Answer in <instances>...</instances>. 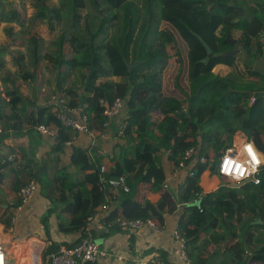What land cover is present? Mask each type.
<instances>
[{
    "label": "trees",
    "instance_id": "16d2710c",
    "mask_svg": "<svg viewBox=\"0 0 264 264\" xmlns=\"http://www.w3.org/2000/svg\"><path fill=\"white\" fill-rule=\"evenodd\" d=\"M33 1L34 13L27 19L21 17L17 7H11L0 17L5 23V44L0 55L5 52L11 55L14 68L9 70L0 56V137L32 135L39 125L53 128L56 135L51 152L56 160L69 147L68 167L79 173L92 170L83 181L77 182L71 180L66 167L49 177L45 162L27 161L25 169L33 166L27 180H35L52 204L42 221L62 207L71 217L58 215V231L81 234L88 218L103 212L101 206L105 202L98 188L97 171L103 145L92 146L90 154L73 142L66 146L74 133L61 125L55 109L78 110L86 104L81 114L87 116L88 129L96 133L104 131L108 122L101 101L111 105L121 98L124 100L121 116L126 126L111 147L109 173L114 177L127 174L132 161L144 165L141 173L132 172L128 176V195L117 192L122 219L161 218L169 196L151 204L136 195L137 185L147 183L155 192L162 190L165 175L161 157L176 168L187 149L198 147L197 154L208 158L207 163H193L191 175L184 177L179 192L186 220L179 222L176 230L186 241L187 257L190 264H203V260L204 264H247L244 255L255 241L253 232L264 230V162L257 185L248 182L220 186L204 193L200 176L204 171L217 176V159L230 147L237 131L255 146L264 161V74L252 69L254 59L261 53L259 39L264 37V0ZM89 1L100 3L102 9L92 11ZM25 24L27 29L44 26L53 38L45 57L51 55L56 63L46 62L44 67L55 76V90L41 105L21 92L22 82L35 79L41 47L29 44L25 54L9 50L22 43L16 37V26ZM162 24L171 27L187 46L188 92L181 90L185 109L177 98L166 97L162 91L164 71L171 58L179 55L174 34L161 29ZM34 33L32 30L31 34ZM198 37L209 46L210 55ZM234 50L235 56H222ZM91 63L95 68L92 73ZM127 65L136 66L129 71ZM74 71L79 80L72 77ZM29 106L35 111L29 116L30 128L24 130L22 116ZM157 113L161 116H155ZM212 153L213 163L209 164ZM14 160L12 164L17 159ZM2 176L0 194L3 191L16 194L25 183L14 169H8ZM18 200L15 206L20 205ZM116 213L105 221L113 222ZM258 218L262 224L251 225ZM5 225L8 227L9 221ZM24 247L26 260L17 264H38L39 246L30 241ZM46 255L47 251L42 259Z\"/></svg>",
    "mask_w": 264,
    "mask_h": 264
},
{
    "label": "crops",
    "instance_id": "0c3cea01",
    "mask_svg": "<svg viewBox=\"0 0 264 264\" xmlns=\"http://www.w3.org/2000/svg\"><path fill=\"white\" fill-rule=\"evenodd\" d=\"M9 70L12 71V69ZM162 91L166 97L172 96L177 98L174 94L167 92L164 81ZM44 103L45 102L38 104L41 105ZM34 111L35 108L29 106L23 113L22 127L24 130L30 128L29 116L32 115ZM159 115L160 113H157L155 116ZM122 119V116L115 118L104 131L96 132L92 138H89L87 135L79 134L73 141V144L80 145L82 148L86 149L88 154H90V148L92 146L96 144L103 145L101 149H106L108 151V159H102L101 163H106L110 170L112 166L109 160L112 157L111 147L119 140L117 136V125ZM53 143L52 138L42 136L38 133L32 135L24 134L17 138L10 136L9 138L2 139L0 137V161L13 156V160L17 159L14 164H12L13 160L8 161L7 164L0 169V175L2 177L0 182L3 181V173L7 172L8 169H14L20 173V176H22L25 183H27L28 177L26 176L31 173L30 169L33 167L25 169L26 163L30 159L41 164L45 162V173L46 176L49 177H51L57 169L63 167L67 168L72 181H83L86 175L92 173V170L79 173L68 167L70 164L69 147H67L66 153L58 154L56 160V156L51 152ZM132 162L131 170L126 174L128 176L132 172L141 173L144 168V165L140 161ZM161 163L165 175L163 183L168 186L167 188H163L162 184V190L155 192L152 190L151 185L147 183L138 184L136 187V195L141 199L149 201L151 204L158 203L165 195L169 196L167 200L168 206L165 208L166 211L161 214V218L153 219L157 231L148 229L147 227H143L135 232L121 229L117 225L118 220L122 219L119 209L120 199L112 202L108 210L96 214V220L92 223V233L101 249L108 255L99 262L100 264H141L151 259L158 260L161 264H190L189 259L187 263L177 260L173 253L175 244L172 237L173 231L177 229L178 223L186 220L184 205L180 201L179 192L188 171L186 169L177 170L176 168L170 167L166 157L163 156L161 157ZM220 186L221 184L218 177L212 176L209 171H204L201 174L200 187L204 193L215 191ZM17 199V193L3 191L2 194H0V240L4 242L10 259L15 256L13 254V250L15 249V251L20 250L19 261H25L26 255H23V249L26 248L21 244H27L30 241L35 242V244L39 246V252L43 251L44 253L47 251L46 257L43 259L42 257L40 258L43 264L46 263L50 255L55 253L57 249L59 250L61 247L79 243L81 234H63L58 231V215L64 218L71 217V214L62 207H58L57 213H53L49 216L47 215L46 220L42 221L48 210L52 208V204L50 200L41 193L39 184L37 192L27 205L15 206ZM114 211H117L115 214L116 218L113 222H106L105 218L111 216V213ZM5 221H9L8 227L5 225ZM253 233L255 241L250 250L245 251L244 257L247 264H264V230L257 229ZM209 251H213V248H209ZM203 261L202 263L204 264L205 260Z\"/></svg>",
    "mask_w": 264,
    "mask_h": 264
},
{
    "label": "built area",
    "instance_id": "2783aa9c",
    "mask_svg": "<svg viewBox=\"0 0 264 264\" xmlns=\"http://www.w3.org/2000/svg\"><path fill=\"white\" fill-rule=\"evenodd\" d=\"M102 105H105V109L103 111V115L106 117L108 122L104 124V127L107 128L109 123L114 120L115 118L122 115L124 112V100L121 98H117L113 101L111 105L104 104L103 101H101ZM86 107V104H83L81 108L78 110L72 109V110H65L63 108L55 109L56 118L60 121L61 125L70 128L74 136L71 138L70 142L66 143V146H69L70 143H72L76 137L79 134H85L89 138L94 136V132L90 131L88 129V119L87 116L84 114H81V111L84 110ZM77 116V118H76ZM125 123L123 121L119 122L117 125V136H121L124 129H125ZM36 131L38 134L50 138H54L56 135V130L44 125H39L36 127ZM0 134H1V128H0ZM251 143L249 142L243 134L236 136L233 138L232 143L230 147L233 151L231 155L233 157L240 156L241 159H246V153H243L241 155V151L243 148V144ZM255 147V146H254ZM226 149V150H227ZM256 149V148H255ZM226 150L219 155L217 159V176L218 178H226L229 183L234 186L243 184V183H252L253 185H257L260 183V180L258 178V174L260 171L261 166L263 165V157L261 155L262 163L258 167L257 171L255 173H252L251 175L246 176L245 178H242L240 180L234 179L231 175H224L220 171L221 167V158L225 154ZM257 150V149H256ZM199 149L198 147H191L187 149L183 156L181 157V161L178 167H176L177 170H183L186 169L189 175H191V166L195 161L199 162L200 164H206L207 159L204 156H199L198 153ZM258 152V150H257ZM259 153V152H258ZM100 157L101 159H108V151L106 149H101L100 151ZM13 157H8L5 160L0 161V169L3 168L8 161H12ZM214 154L212 153L211 160L209 164L213 163ZM186 163L188 165L186 166ZM98 188L100 191L103 192L105 197V202L101 206L102 211H106L109 209V205L112 202L117 201V192L128 194L130 192L129 182H128V175L123 174L117 177L110 175L109 167H107L106 163H101L98 166ZM257 181H259L257 183ZM222 186V185H221ZM168 186L163 183V188H167ZM38 190V183L30 179L27 183L22 185L17 193L18 198L20 200V205H27L35 195V193ZM97 215L91 216L88 218V222L86 224L85 229L83 232H81V239L78 244L68 248V247H61L56 253H53L50 255L49 259L44 264H79L82 262H100L103 258H106L108 255L105 251H103L98 244L96 238L94 237L92 233V223L96 220ZM119 227L123 230H129V231H139L143 227H147L148 229L157 231V227L154 224V221L152 218H147L145 220L136 219V220H125L121 219L118 220ZM173 241L175 244L174 247V255L180 262H188L187 257V249H186V241L184 237L177 231L174 230L173 234ZM0 254L3 255V264H9V255L6 250V246L4 243L0 241ZM38 264H43L39 261ZM141 264H161L160 261L151 259L150 261L143 262Z\"/></svg>",
    "mask_w": 264,
    "mask_h": 264
},
{
    "label": "rangeland",
    "instance_id": "374dc122",
    "mask_svg": "<svg viewBox=\"0 0 264 264\" xmlns=\"http://www.w3.org/2000/svg\"><path fill=\"white\" fill-rule=\"evenodd\" d=\"M52 1L56 2L57 0H52ZM33 3H34L33 0H0V17L2 16L3 13L6 14V12L9 11L11 7H17V11L21 15V17L27 19L34 13ZM88 5L89 8L95 12H97L98 9H102V5L100 3H96L93 1H89ZM4 25L5 23L0 20V48L5 44V37L3 32ZM26 26H27L26 24L23 27L19 25L16 26V31H17L16 37L19 38V41L21 40L22 43L18 47H16V44H14L15 47H10L9 50H11V52L18 50L20 53L25 54L26 47L29 44H35V46L41 47L42 55L40 57V62L37 64L36 69L34 71L35 79L29 80L27 82H22L21 92L25 97H27V99H32V101L34 102L42 103L46 101L47 95L49 94L53 95L52 92L55 90V76L51 73V71L49 72L44 67L46 62H50L52 64L56 63V59L51 58L50 57L51 55L45 57L46 54H48L49 52L48 48L51 45L53 38L51 36V33L48 32L44 26H40L34 29H27ZM161 29H168L174 34L176 38V49L178 50V54H179L177 56L174 55L171 58L169 65L164 71L163 74L164 85L165 88L167 89V92L174 94L181 102L182 108L185 109L186 107L185 96L181 93V90L183 92H188L187 90L188 88L186 84L187 46L178 37L177 33L168 25L162 24ZM32 30L33 31L35 30V33L33 35L31 34ZM114 33L115 30L112 31V34ZM262 37L263 36H261V38L259 39V47L261 49V53L259 55V58L254 59V62L252 64V69H255L256 71L264 74V37L263 38ZM19 41L17 43H19ZM5 53L6 54H1L0 56L3 58V60H5L6 67L9 69H14L12 65L13 57L9 55L7 52ZM226 71H228V69H226ZM72 77H74L76 80H79L75 71L73 72ZM60 96L63 97L62 100H65V95L61 94ZM238 135H240V133L238 134L235 133L234 137ZM218 180L220 181V184L222 186L231 187V184L226 178H221V179L218 178ZM21 245H26V243ZM42 253L43 251L39 252L40 258L42 257ZM13 254L15 256L12 257L13 259L12 262L14 261L15 257L20 258V250L15 251L14 249Z\"/></svg>",
    "mask_w": 264,
    "mask_h": 264
},
{
    "label": "clouds",
    "instance_id": "9594fccd",
    "mask_svg": "<svg viewBox=\"0 0 264 264\" xmlns=\"http://www.w3.org/2000/svg\"><path fill=\"white\" fill-rule=\"evenodd\" d=\"M232 151L231 148L227 149L221 158L220 171L224 175H231L236 180L255 173L262 163L261 154L257 152L252 143L243 144L241 155L246 153V159H241L239 155L233 157ZM0 264H3L2 254H0Z\"/></svg>",
    "mask_w": 264,
    "mask_h": 264
},
{
    "label": "water",
    "instance_id": "95a60500",
    "mask_svg": "<svg viewBox=\"0 0 264 264\" xmlns=\"http://www.w3.org/2000/svg\"><path fill=\"white\" fill-rule=\"evenodd\" d=\"M198 40L200 41V43L202 44V46L205 48L207 55H210L212 53L211 49L209 48V46L203 41V39L201 37H198ZM232 42L235 44L236 42L234 40H232ZM237 54V50L234 51H228L224 54H222L223 57H232L235 56ZM246 59H248V56H246ZM92 62V59H91ZM202 62H205V60L203 59ZM137 65V64H136ZM136 65H127V69L130 71L134 66ZM95 70L93 64L91 63L90 66V73H92ZM237 134L240 133V131L236 132ZM1 175H0V179H1ZM252 225H260L262 224V221L260 218H258L257 220L251 222ZM13 259H9V264H13L14 262H12Z\"/></svg>",
    "mask_w": 264,
    "mask_h": 264
},
{
    "label": "bare ground",
    "instance_id": "6f19581e",
    "mask_svg": "<svg viewBox=\"0 0 264 264\" xmlns=\"http://www.w3.org/2000/svg\"><path fill=\"white\" fill-rule=\"evenodd\" d=\"M7 252H8V251H7ZM23 255H26V249H23ZM18 261H19V258L15 257L13 262H14L15 264H17Z\"/></svg>",
    "mask_w": 264,
    "mask_h": 264
}]
</instances>
